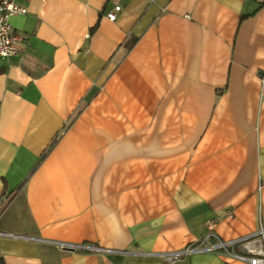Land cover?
Listing matches in <instances>:
<instances>
[{
	"label": "crops",
	"instance_id": "0c3cea01",
	"mask_svg": "<svg viewBox=\"0 0 264 264\" xmlns=\"http://www.w3.org/2000/svg\"><path fill=\"white\" fill-rule=\"evenodd\" d=\"M17 1L0 264H250L166 257L264 226V0Z\"/></svg>",
	"mask_w": 264,
	"mask_h": 264
},
{
	"label": "built area",
	"instance_id": "2783aa9c",
	"mask_svg": "<svg viewBox=\"0 0 264 264\" xmlns=\"http://www.w3.org/2000/svg\"><path fill=\"white\" fill-rule=\"evenodd\" d=\"M149 3L155 0H146ZM110 10L107 12L106 17L109 20L116 18V13L121 9V6L115 2L109 3ZM26 13L25 6L18 3L17 0H0V59H5L11 56H17L21 50L17 45L18 36L14 33L10 24V17L17 14ZM6 197L2 196L0 199V216L3 211V206L6 203ZM213 222L207 223V227L212 229ZM3 234L0 232V235ZM213 238L211 241L210 238ZM57 246L61 249H83L91 250L96 249L93 246H86L81 244H68L56 242ZM236 245H240L243 248V254H232L236 259L246 261L250 264H264V226L259 228L245 236H241L229 241H222L213 236L207 234L204 237L202 243L189 246L180 251H175L167 254V260L177 259L181 256L187 255L191 252L200 251H221L228 252L229 248H233Z\"/></svg>",
	"mask_w": 264,
	"mask_h": 264
}]
</instances>
